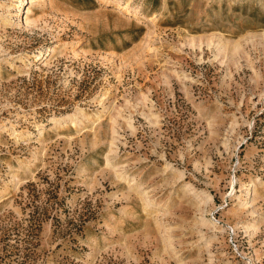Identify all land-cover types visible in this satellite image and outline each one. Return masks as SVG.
Wrapping results in <instances>:
<instances>
[{
	"label": "rangeland",
	"instance_id": "rangeland-1",
	"mask_svg": "<svg viewBox=\"0 0 264 264\" xmlns=\"http://www.w3.org/2000/svg\"><path fill=\"white\" fill-rule=\"evenodd\" d=\"M0 238V264H264V0H0Z\"/></svg>",
	"mask_w": 264,
	"mask_h": 264
},
{
	"label": "trees",
	"instance_id": "trees-1",
	"mask_svg": "<svg viewBox=\"0 0 264 264\" xmlns=\"http://www.w3.org/2000/svg\"><path fill=\"white\" fill-rule=\"evenodd\" d=\"M30 185H35L34 181H30L29 182ZM49 216V213H44L41 214V212H39L38 210L35 209L34 212L31 213V216L29 218V222H28V228H27V240H31L32 237L36 234V230L38 229V226L41 225V220H43L45 217L47 218ZM19 229V227H17ZM11 231V230H10ZM9 229L3 234V238L4 239H8V237H10V235L12 234V232H10ZM1 239V238H0ZM6 245L9 246H15L16 249H18L14 243H12L10 240L5 241ZM10 251H12L11 253L15 252L14 248H11ZM9 249L6 250V254L10 252ZM2 264H10L9 261H7L6 259L4 260V262Z\"/></svg>",
	"mask_w": 264,
	"mask_h": 264
}]
</instances>
